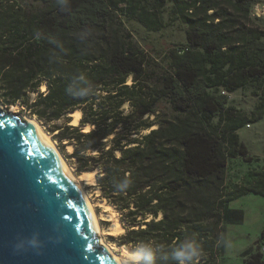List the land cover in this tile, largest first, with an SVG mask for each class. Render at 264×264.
I'll use <instances>...</instances> for the list:
<instances>
[{"label": "trees", "instance_id": "obj_1", "mask_svg": "<svg viewBox=\"0 0 264 264\" xmlns=\"http://www.w3.org/2000/svg\"><path fill=\"white\" fill-rule=\"evenodd\" d=\"M170 3L188 26L187 44L165 55L168 70L156 81L129 24L160 31ZM258 4L0 0L1 102L48 125L81 112L79 127L67 124L60 138L75 146L80 172H98L100 197L129 226L121 244L144 250L137 264H147L146 251L151 264H189L178 253L190 243L201 250L193 264H219L223 225L236 215L229 205L264 197V174L225 190L229 157L249 155L238 132L264 118ZM248 86L259 98L249 117L229 101ZM242 220L240 212L235 223ZM246 256L245 264H264L260 247Z\"/></svg>", "mask_w": 264, "mask_h": 264}, {"label": "water", "instance_id": "obj_2", "mask_svg": "<svg viewBox=\"0 0 264 264\" xmlns=\"http://www.w3.org/2000/svg\"><path fill=\"white\" fill-rule=\"evenodd\" d=\"M0 264H117L34 125L1 108Z\"/></svg>", "mask_w": 264, "mask_h": 264}, {"label": "rangeland", "instance_id": "obj_3", "mask_svg": "<svg viewBox=\"0 0 264 264\" xmlns=\"http://www.w3.org/2000/svg\"><path fill=\"white\" fill-rule=\"evenodd\" d=\"M257 1L259 4L253 9V19H257L256 23L264 26V0ZM173 5V3H170L164 8V27L158 32H151L136 23L129 24V27L134 31V40L138 42L147 55L150 74L153 76V80L156 81L168 70V64L164 58L165 55H168L172 50L184 48L187 44L188 26L182 23L173 14ZM42 90H45V88ZM229 101L233 108L248 117L256 111L259 105V98L256 95L255 88L252 86H248L246 89L240 90L234 94H229ZM159 107L165 114L170 113V107L167 101H163ZM0 108L4 111L31 117L29 113L23 111L20 106L8 107L5 106L1 100ZM125 109L126 112L130 110L128 105H126ZM69 119V117H65L50 125L36 120L44 130L53 137L59 152L73 168L75 175L78 176L81 175V172L78 170V160L73 155L75 146L69 144L68 139L62 140L60 138L62 134L61 131L65 129L66 125H71V123H68L69 121L71 122V119ZM54 125L58 130L54 129ZM89 130L90 127L88 131ZM84 131H86V129H84ZM145 133H147V131H145L144 134ZM238 134L240 136V141L248 148L249 155L237 156L234 158L229 157L226 174V192H229L237 185L244 186L249 182L254 183L264 174V118L244 127ZM90 154L93 155L96 154V152ZM97 173L96 171V175ZM94 183L97 184V178ZM96 184L84 182L83 186L96 205L103 239L107 244L115 246L116 253L121 255L124 248L132 249L121 244V238L126 234L129 226L122 220L121 212L115 207L112 206L109 210H105L101 207L102 205L100 203L106 201L100 197L101 193L99 189L95 188ZM229 206L236 215L230 216L229 214L230 222L225 221L223 225V236L225 237L226 247L219 264H245L244 259L247 257V251H258L262 241L261 236L264 230V197L256 195L244 196L235 200ZM240 212L243 216V220L240 223H235ZM116 220L117 222L119 221L121 227L119 233L114 229ZM98 237L99 239L101 238L99 235ZM138 251L142 252L143 258L144 250L140 248ZM124 264L137 263L127 259L124 261Z\"/></svg>", "mask_w": 264, "mask_h": 264}, {"label": "bare ground", "instance_id": "obj_4", "mask_svg": "<svg viewBox=\"0 0 264 264\" xmlns=\"http://www.w3.org/2000/svg\"><path fill=\"white\" fill-rule=\"evenodd\" d=\"M44 88L45 87H43V89ZM70 115H72V117H73L71 124H73L76 127H79L80 120L82 117L81 112L79 110H77ZM24 118L26 121H28L34 125L36 131L41 135L44 143L48 146L49 150L57 158V160L60 162V164L64 167L67 174L70 176V178L75 183L79 193L81 194L83 200L85 201V203H86V205H87V207L91 213L97 234L99 236H101L100 244L107 248L109 253L112 255L114 260L117 262V264H124V261L127 259L132 261V262H136V263L139 262L142 259V252L141 251L132 250L129 248H124L122 250V254L118 255L115 251L116 247L113 246L112 244H107L102 237V229H101L100 219H99L98 214H97L96 205L93 203V201L91 200V196L85 191L84 186H83L84 182L92 183L94 185L96 184V183H94V182H96V172L84 171V172H81V175H78V176L75 175L73 168L67 163L66 159H64L62 154L59 152L58 147H57L53 137L44 130V128L39 124V122L36 119H34L32 117H28V116H24ZM88 129H89V127H86V131H88ZM100 204L102 205L101 207H103L105 210H109L110 208H112V206L106 202H101ZM110 211H112V210H110ZM114 229L118 233H119V230L121 229L119 221L117 222V220H116V225H115Z\"/></svg>", "mask_w": 264, "mask_h": 264}, {"label": "clouds", "instance_id": "obj_5", "mask_svg": "<svg viewBox=\"0 0 264 264\" xmlns=\"http://www.w3.org/2000/svg\"><path fill=\"white\" fill-rule=\"evenodd\" d=\"M79 95L83 96L85 95V93H80ZM200 254V248L194 243L188 244L183 250L178 253V255L182 256L186 261L189 262V264H193V262L200 256ZM149 257L150 252L146 251L145 259L147 260V264H151Z\"/></svg>", "mask_w": 264, "mask_h": 264}, {"label": "built area", "instance_id": "obj_6", "mask_svg": "<svg viewBox=\"0 0 264 264\" xmlns=\"http://www.w3.org/2000/svg\"><path fill=\"white\" fill-rule=\"evenodd\" d=\"M223 93H225V92H223ZM260 252H261L262 254H264V242L261 243V245H260Z\"/></svg>", "mask_w": 264, "mask_h": 264}, {"label": "snow or ice", "instance_id": "obj_7", "mask_svg": "<svg viewBox=\"0 0 264 264\" xmlns=\"http://www.w3.org/2000/svg\"><path fill=\"white\" fill-rule=\"evenodd\" d=\"M89 248H91V245H89Z\"/></svg>", "mask_w": 264, "mask_h": 264}]
</instances>
